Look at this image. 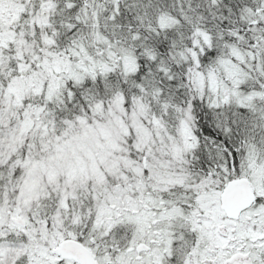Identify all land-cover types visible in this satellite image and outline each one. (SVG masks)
<instances>
[{"label":"snow or ice","instance_id":"snow-or-ice-1","mask_svg":"<svg viewBox=\"0 0 264 264\" xmlns=\"http://www.w3.org/2000/svg\"><path fill=\"white\" fill-rule=\"evenodd\" d=\"M0 264H264V0H0Z\"/></svg>","mask_w":264,"mask_h":264}]
</instances>
